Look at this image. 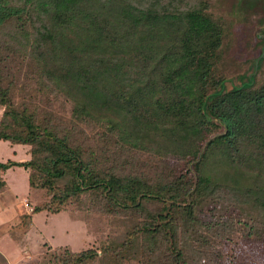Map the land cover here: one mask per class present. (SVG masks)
Wrapping results in <instances>:
<instances>
[{
	"label": "trees",
	"instance_id": "obj_1",
	"mask_svg": "<svg viewBox=\"0 0 264 264\" xmlns=\"http://www.w3.org/2000/svg\"><path fill=\"white\" fill-rule=\"evenodd\" d=\"M237 5L239 55L208 0H0L13 53L31 34L53 40L55 31L80 60L63 73L75 123L17 106L14 77L7 85L0 77V139L28 155L0 160V193L9 168L24 166L39 196L9 230L21 241L41 210L130 222L120 244L49 246L32 264H258L239 245L264 243L263 212L217 192L264 197V38L255 34L264 0ZM0 261L10 264L2 249Z\"/></svg>",
	"mask_w": 264,
	"mask_h": 264
},
{
	"label": "rangeland",
	"instance_id": "obj_2",
	"mask_svg": "<svg viewBox=\"0 0 264 264\" xmlns=\"http://www.w3.org/2000/svg\"><path fill=\"white\" fill-rule=\"evenodd\" d=\"M208 1L211 10L218 16L223 17L225 23L229 24L231 28L229 33L235 35L233 51L237 55L242 54L243 48L240 44L237 45V42L243 35L244 20L242 13L237 10L238 0ZM263 31L264 25L259 26L255 32L256 36L264 38ZM53 35L55 36L53 40L48 35L43 40L39 32L38 34H31L28 44L21 46L18 55L11 51L13 45L18 44L16 39L9 36L6 31L0 30V44L2 47L4 45L8 46L6 49L5 47L2 48L6 58L5 67L3 66L0 70V77L1 80L4 79L3 83L5 85L12 81L14 77L12 96L17 101V106L25 103L31 108L40 109L41 113L44 110H51L62 119H65L66 122L73 121L75 123L78 120L74 117V113L72 114L73 111H70L73 102L64 90V88H67V83L66 76L63 73H66L67 68L73 69L75 64H80V60H72L66 43L60 44L65 39L64 35L59 36L55 31H53ZM68 35L72 36V33ZM231 37H233L232 34ZM38 41L41 43L40 47ZM259 55L260 53L255 56L258 57ZM256 57H254V60ZM43 62L55 65L56 69H54L57 73L53 76L46 68L40 70ZM3 112L4 106L0 104V120ZM71 114L75 120L71 119ZM71 123L69 122V124ZM83 126L86 127L88 133H92L94 130L93 124ZM25 149L26 146L22 144H12L8 140L0 139V160L19 159L21 156L25 159L28 156L25 154ZM16 150L17 153H15ZM6 177L9 187L6 191L0 193V249H3L8 256L10 264H32L41 258L49 246L69 245L74 250H80L92 245L98 247L104 239L114 241L115 245L120 244L128 237L130 222L124 218L111 219L105 215L92 214L83 219L74 217L69 210L56 213L41 210L33 214L31 227L25 232L18 233L21 241H17L16 236L12 235L16 229L12 225L19 221L18 215L20 213L32 211V205L38 202L39 196L36 190L29 187L28 172L24 166L10 167ZM217 192L221 194L223 199L231 198L235 201V199L240 200L239 198L243 197L244 202H248L245 203L247 205L239 203L238 206L235 201V207H244L255 212L261 211L264 214V197L259 196L258 198L259 192L244 197L239 193L240 191L236 194L231 189L225 188V186L219 188ZM9 229H13L12 233ZM237 234H242V232ZM239 247L245 251L244 259L264 264V243L262 241L253 240L247 245L240 243ZM130 264H135V261Z\"/></svg>",
	"mask_w": 264,
	"mask_h": 264
},
{
	"label": "water",
	"instance_id": "obj_3",
	"mask_svg": "<svg viewBox=\"0 0 264 264\" xmlns=\"http://www.w3.org/2000/svg\"><path fill=\"white\" fill-rule=\"evenodd\" d=\"M263 54H264V47H263V52H262V54H261V56H263ZM260 56V57H261ZM258 60H259V58L257 59V62H258ZM258 64V63H257ZM257 66V65H256ZM257 72V68H255V73Z\"/></svg>",
	"mask_w": 264,
	"mask_h": 264
},
{
	"label": "crops",
	"instance_id": "obj_4",
	"mask_svg": "<svg viewBox=\"0 0 264 264\" xmlns=\"http://www.w3.org/2000/svg\"><path fill=\"white\" fill-rule=\"evenodd\" d=\"M26 154V153H25ZM19 159H24L23 156H21ZM3 250V249H2Z\"/></svg>",
	"mask_w": 264,
	"mask_h": 264
}]
</instances>
